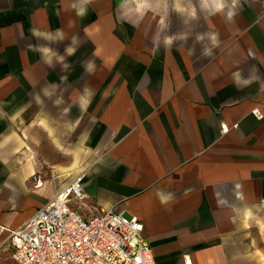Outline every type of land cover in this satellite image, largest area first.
I'll return each instance as SVG.
<instances>
[{"label":"crops","instance_id":"0c3cea01","mask_svg":"<svg viewBox=\"0 0 264 264\" xmlns=\"http://www.w3.org/2000/svg\"><path fill=\"white\" fill-rule=\"evenodd\" d=\"M78 1L0 0V223L18 227L84 172L82 202L138 216L155 264H264V246L244 244L250 234L264 241V0L242 11L235 44L198 65L181 51L123 40L107 3ZM33 30L85 34L97 70L81 84L80 73L56 77L58 54L48 64L39 48L53 52L61 38ZM69 47L78 53L77 40ZM58 89L68 103L52 101ZM221 122L237 126L221 132ZM85 135L79 161L52 152ZM160 194L172 199L163 204ZM8 233L3 264H16Z\"/></svg>","mask_w":264,"mask_h":264},{"label":"built area","instance_id":"2783aa9c","mask_svg":"<svg viewBox=\"0 0 264 264\" xmlns=\"http://www.w3.org/2000/svg\"><path fill=\"white\" fill-rule=\"evenodd\" d=\"M261 118L257 107L251 109ZM220 123L221 132L236 127ZM35 184L42 182L32 174ZM84 172L58 189L18 227L0 223L8 231L11 256L16 264H155L152 249L143 238V222L135 214L113 208L89 209L85 213L73 201L84 198ZM183 264H192L184 257Z\"/></svg>","mask_w":264,"mask_h":264},{"label":"rangeland","instance_id":"374dc122","mask_svg":"<svg viewBox=\"0 0 264 264\" xmlns=\"http://www.w3.org/2000/svg\"><path fill=\"white\" fill-rule=\"evenodd\" d=\"M92 0H81L78 3L91 2ZM98 4L107 3V8L110 9L114 15L115 22L114 24L117 27V34L121 38L129 39L130 36L137 37L140 41L145 43L147 47L159 48L163 50L170 49L172 51H181L185 56L194 59V64H202L215 58H220L223 53H225L226 48H229L232 44H235L237 39V32L240 29H237V26H242L243 22L240 18L242 11L246 8L253 7L254 1L251 0H238L235 12L232 20L229 21L225 14L217 13L214 15H209L208 10L200 8L199 0H181L182 6L186 8L194 7L196 9V17L192 18L186 14L177 13L174 10L173 4L174 0H167V4L164 0H147L148 4L151 5V10H142L140 5L144 0H97ZM77 3V2H76ZM164 18L166 20L167 26L163 29L159 27L160 20ZM240 18V19H239ZM210 34L218 35V44L216 46L212 45V42L209 38ZM203 37V39H198V37ZM78 41V53L69 55L67 53V45L73 42V38ZM158 37V39H157ZM175 37L171 46H167L164 43L165 38ZM183 37V38H181ZM54 47L53 52L58 54V57H63V59L57 58L55 63L50 67L51 72L57 77V75H75L80 73L79 81L77 84L84 83L86 76L89 73H92L97 70L98 59L90 51V41L85 34L80 31L74 32L70 37L65 39H56L52 41ZM205 48H210L212 54L205 55ZM92 65L91 70H89V65ZM62 81L65 86L67 83V88L70 85V80ZM69 90V89H68ZM65 90L58 89L53 90L52 92V101L57 104L68 103L69 97L65 95ZM67 140V139H66ZM68 144H54L52 147V152H63L68 157L67 165L74 163L75 160L79 161L80 154L83 151V148L86 147L88 142L86 135L84 139L78 144L73 140L68 139ZM89 147L84 155V160L80 162L84 165L85 163H90L89 158H95V156L100 153L102 156L103 153L108 152V147L99 146L97 150H93ZM94 151V152H93ZM86 158V159H85ZM79 162V163H80ZM50 177L52 172H49ZM82 201V200H81ZM83 202L73 201L74 207L78 208L85 213H91L88 209L82 206ZM252 236H255L252 235ZM249 239L244 241L245 246L249 249L254 245L264 246V241H252L251 234L248 235ZM6 254L0 252V264L8 261L9 259L2 260L3 256Z\"/></svg>","mask_w":264,"mask_h":264},{"label":"clouds","instance_id":"9594fccd","mask_svg":"<svg viewBox=\"0 0 264 264\" xmlns=\"http://www.w3.org/2000/svg\"><path fill=\"white\" fill-rule=\"evenodd\" d=\"M164 2L167 4V0H164ZM237 2H238V0H199L200 8L204 9V10H208L209 15H214L217 13H223L226 15V17L229 21H231L233 16L236 14L235 7H236ZM173 7L177 13L186 14L192 18H195L197 15L196 9L194 7L186 8V7L182 6L181 0H174ZM140 8L142 10H151V5L148 4L147 0H144V2L140 5ZM77 14L81 17L85 16L86 15V8L82 5L78 9ZM166 26H167L166 20L164 18H162L159 22V27L161 29H163ZM33 35L44 36L46 39H49V40H53L56 38H61V39L63 38V34L60 32H57L56 36L53 37L50 34L37 32V31L33 30ZM181 38H183V37H181ZM209 38H210L213 46H216L218 44V35L217 34H210ZM157 39H158V37H157ZM174 39H175V37L165 38V40H164L165 45L171 46ZM198 39H203V37L202 36L198 37ZM73 42L75 43V37L73 38ZM39 51L44 54L45 62L48 64H51L52 58L54 56H56V53L52 52L47 47L39 48ZM66 51L69 55H71L74 53L75 49L72 47H69V48H67ZM204 54L210 56L212 54L211 49L205 48ZM58 58L63 59V57H58ZM91 68H92V65L90 64L89 70H91ZM237 78H238V74H237ZM89 96H90V93H88V90L85 89V95H83L81 97V101H80V107L82 110H85L87 105L90 104ZM171 199H172V197L170 195L166 196V195L160 194V200H161V203H163V204H167V202Z\"/></svg>","mask_w":264,"mask_h":264},{"label":"bare ground","instance_id":"6f19581e","mask_svg":"<svg viewBox=\"0 0 264 264\" xmlns=\"http://www.w3.org/2000/svg\"><path fill=\"white\" fill-rule=\"evenodd\" d=\"M41 181V180H40Z\"/></svg>","mask_w":264,"mask_h":264}]
</instances>
